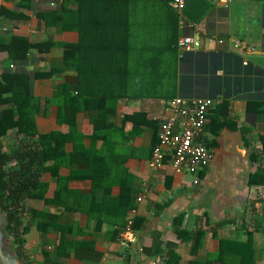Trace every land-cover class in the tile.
Returning a JSON list of instances; mask_svg holds the SVG:
<instances>
[{
  "label": "crops",
  "instance_id": "obj_1",
  "mask_svg": "<svg viewBox=\"0 0 264 264\" xmlns=\"http://www.w3.org/2000/svg\"><path fill=\"white\" fill-rule=\"evenodd\" d=\"M77 19H82L81 31L73 28ZM184 35L199 40L200 48L193 52L234 53L243 65L264 69V0H190L180 12L164 0H0V118L12 110L6 100L12 90L25 81L4 75L18 70L28 78L31 95L24 109L33 115L37 134L68 137L61 163L46 162L52 166L40 177L46 189L32 191L25 200L23 225L28 231L19 254L0 211V264H264V184L248 185L258 166L250 154L260 148L257 137L264 135V110H254L256 105L247 109L249 99L264 102V89L251 91V96H228L232 122L218 133L204 129L213 157L199 172L198 184L189 174L174 173L169 163L164 170H150L159 122L168 115L166 102L176 96L206 97L202 92L208 91L207 72L214 70L209 62L188 66V54L176 49ZM9 38L11 46L5 44ZM14 38L40 47L21 58ZM234 40L244 43L243 52L232 46ZM68 45L79 46L69 49L66 57ZM8 48L17 52L15 57ZM59 67L61 73L34 77L35 72ZM185 68L199 73L190 77ZM214 74L224 76L220 69ZM231 76L244 78L243 73ZM197 77H202L201 83H195ZM62 83L73 96L74 86L81 85L86 101L80 96L72 101L67 95L53 99ZM104 90L118 97L107 109L120 131L115 136L109 128V151L126 155L119 173H128L132 183L134 206L124 216L117 204L120 186L105 188L115 180L97 173L86 176L87 150L103 145L100 139L91 140L89 114L95 111L86 108L97 98L91 94ZM210 98L215 108L221 98ZM60 106L63 121L58 118ZM137 112L150 124L122 121ZM21 139L15 127L9 128L0 136V147L9 151ZM115 163L111 160L109 166ZM56 176L69 179L52 203L58 191ZM126 220L133 221L137 233L129 248L118 241ZM197 229L201 235L193 234Z\"/></svg>",
  "mask_w": 264,
  "mask_h": 264
},
{
  "label": "trees",
  "instance_id": "obj_2",
  "mask_svg": "<svg viewBox=\"0 0 264 264\" xmlns=\"http://www.w3.org/2000/svg\"><path fill=\"white\" fill-rule=\"evenodd\" d=\"M59 17L62 18V14H60ZM81 20L82 19L79 21ZM76 21L77 25L73 28L81 31L83 26L80 24L81 22H79L78 19ZM61 28L67 29V26L62 25ZM12 39L13 38H9L10 42L8 43H5V40H2V42L11 46ZM14 40L20 44V46H17L16 51L19 53L21 58L26 57V53H28L31 48L40 47L39 44H31L26 40H16L15 38ZM81 42H83V40H80L79 44ZM78 46L79 45H75L73 47L69 45L66 46L64 56L67 57L69 54V49L75 47L78 48ZM18 48L20 52L18 51ZM8 50L10 55L15 57V53L17 52L14 53L11 48H8ZM185 54H188L186 56V63H188V66L193 63L200 66L206 62H209V64H211L214 68L213 72L210 70V68L208 69L207 73H209V76L206 77L209 83V86L207 83L208 91L207 93H202L206 97H211L212 95L215 96V98L220 97L221 100L218 101L214 109H211L207 113L206 123L204 126L205 132L218 133L220 129L229 126V123L232 122L229 115L230 100L228 96L233 97L234 95L238 94H249L248 96H251V91L255 90V92H259V90L264 89V69L258 66H253L249 63L243 65V60L234 53H205L198 51L186 52L184 55ZM184 55L182 56V59H184ZM218 61H220V63H218ZM215 69L222 70L224 76H216L214 74ZM62 71L63 68L59 67L50 69L47 72H35L34 77H49L51 74L56 72L61 73ZM184 72L186 75L191 77L193 73H199V69L186 70L185 68ZM242 73L244 78H240V76H233L232 78L231 76V74L240 75ZM25 74L26 73L18 70H12V72L9 71L6 75H4L5 79L8 76H15L19 80L23 77L25 81L22 84L17 85L15 92L14 89L12 90L11 95L6 99L11 103L12 110L6 113L3 112V115L0 118V136L4 135L9 128L14 127L17 129L18 134H22V139L16 148H12L9 151H3L0 147V211L4 214L6 223L5 228L8 232H10L12 241L18 254L22 252V248L25 243L24 235L28 231V227L23 225V215L26 210L25 200L31 195L32 191H44L46 189V184L40 181L41 174L52 167L47 166L46 162L51 159L55 162V164H53L55 166L58 165V163H61V160L64 157V155H62L63 152L61 149L65 141L68 139L67 136H64L59 132H51L49 134L39 135L37 134L33 115L27 113L24 109L25 100L31 95L28 78ZM196 80L197 81H195V83H201L200 80L203 79L202 77H197ZM74 87L76 88V93L78 94H76V96H80L83 98V100H85V93L82 92L83 90H80L81 85L78 84ZM106 90L93 92L91 94L92 97H97L99 100L96 98L94 105L91 107L87 106L86 108H91L93 111H95L94 113L89 114V118L93 126L92 134L90 135L91 140L96 141L100 139L103 143L99 150H95L93 145L89 151L87 150L88 155L85 158V161L88 163L87 172L89 174L87 173L86 176L97 173V177H102V175L106 177V175H109V177L111 176V180H115L109 182L106 187L104 185V187L109 189L111 185L115 183L120 186L117 204H119L122 208V216H124L125 213L130 211L134 206L133 198L130 194L132 183L130 180L131 177H129L128 173L124 174V178L121 177V174L119 173V170H122L124 167L126 155H123L118 150L116 151L114 149L109 151V145L112 137L111 132H109V128L111 127L113 130L112 134L115 135L117 132V136L120 131L115 128L116 124L112 120V114H109L107 111L111 103L114 104L118 97L112 92V90L109 92ZM201 91H205V89L202 88ZM19 95L21 96V100ZM63 95H67L68 99L72 101H74L76 97L68 92V86L65 83L59 85L58 90H56L54 93L53 99L60 98ZM99 102L100 104H98ZM263 103L264 102L257 99H249L247 100V109L249 110L251 109L250 106L256 105L257 107L254 110L262 111L264 108L260 105H263ZM66 105L68 106V104ZM63 115V107L60 106V111L58 113L59 120L63 121ZM14 116H16V119H13ZM123 119L124 120L122 121L131 120L137 125L142 123L150 124V122L146 119L145 114L140 112L134 113L132 115H126ZM35 135H38L36 139L34 138ZM203 137L205 144H207L209 147L211 143L208 139V136L203 135ZM257 139L260 142V148H258V150H253V152L250 154V158L256 162L258 166L255 172L249 175L248 185L264 184V165L262 164V161H264V135H259ZM115 142L116 140L114 143ZM111 160L115 161L116 163L112 166H109V162ZM112 172L113 174H111ZM126 178H128L127 182ZM68 179L69 178H63L62 176H56L58 191L54 201L52 200V203H55L56 199L59 198L58 195L60 196L61 194L58 193H61L64 190V186ZM92 182L94 186L97 185V180L92 179ZM98 185H100V182H98ZM44 200L47 202L46 199ZM33 215L36 217H38V215L43 217L49 216L48 214H42L40 212H33ZM133 226L135 227V225ZM38 228L40 231H43L44 229L41 225H38ZM201 232L202 231L197 229L195 232H193V234L201 235ZM26 264L31 263L27 262Z\"/></svg>",
  "mask_w": 264,
  "mask_h": 264
},
{
  "label": "built area",
  "instance_id": "obj_3",
  "mask_svg": "<svg viewBox=\"0 0 264 264\" xmlns=\"http://www.w3.org/2000/svg\"><path fill=\"white\" fill-rule=\"evenodd\" d=\"M172 9L180 12L190 0H164ZM222 44L224 40L218 39ZM232 46L243 52L245 45L234 40ZM200 48V42L193 36H181L176 43L179 54L193 52ZM210 97L184 98L176 96L166 102L168 115L160 120L157 130V143L151 151L149 167L152 171L164 170L167 163L177 174H189L192 183L198 184V174L210 165L213 153L204 142L203 131L207 113L214 108ZM141 195L137 197L140 201ZM137 239L133 221L128 220L118 234L119 243L129 248ZM128 264H140L138 261Z\"/></svg>",
  "mask_w": 264,
  "mask_h": 264
}]
</instances>
